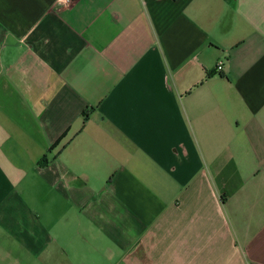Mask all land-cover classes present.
Here are the masks:
<instances>
[{
	"label": "crops",
	"instance_id": "crops-1",
	"mask_svg": "<svg viewBox=\"0 0 264 264\" xmlns=\"http://www.w3.org/2000/svg\"><path fill=\"white\" fill-rule=\"evenodd\" d=\"M0 264H264V0H0Z\"/></svg>",
	"mask_w": 264,
	"mask_h": 264
},
{
	"label": "built area",
	"instance_id": "built-area-1",
	"mask_svg": "<svg viewBox=\"0 0 264 264\" xmlns=\"http://www.w3.org/2000/svg\"><path fill=\"white\" fill-rule=\"evenodd\" d=\"M69 1H71V0H69ZM222 67H223V66H222V63H221V64L218 66V68H219V69H222Z\"/></svg>",
	"mask_w": 264,
	"mask_h": 264
}]
</instances>
